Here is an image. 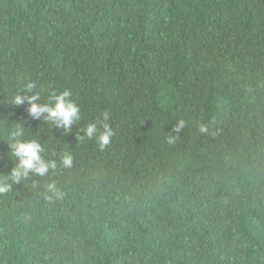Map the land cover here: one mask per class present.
Masks as SVG:
<instances>
[{
    "label": "trees",
    "instance_id": "1",
    "mask_svg": "<svg viewBox=\"0 0 264 264\" xmlns=\"http://www.w3.org/2000/svg\"><path fill=\"white\" fill-rule=\"evenodd\" d=\"M64 91L68 128L14 103ZM17 141L55 167L0 195V264H264V0H0V177Z\"/></svg>",
    "mask_w": 264,
    "mask_h": 264
},
{
    "label": "clouds",
    "instance_id": "2",
    "mask_svg": "<svg viewBox=\"0 0 264 264\" xmlns=\"http://www.w3.org/2000/svg\"><path fill=\"white\" fill-rule=\"evenodd\" d=\"M33 85L29 83L27 90H31ZM70 93L64 91L60 94H54L49 103H37L40 100L39 95H17L14 99L16 105H22L25 102L29 105L28 111L34 118H40L44 113L47 114V118L55 122L58 126L68 128L71 126L74 120L79 118V109L77 105L69 99ZM108 114H104V120L107 121ZM186 122L179 120L172 129V133L167 136L168 143H174L178 138L175 133H179L184 127ZM199 131L201 133H207L209 131V124L202 122L199 125ZM87 136H96L99 145L103 148L109 141L112 135V130L108 123L102 124V130L98 131L97 125L91 123L85 129ZM13 155L18 158L19 164L13 168L8 176L0 177V195H4L11 191L13 183H19L22 179L27 178L29 173H35L44 176L48 173L50 168H54L55 164L52 161H46L40 155V145L36 141H17L12 145ZM64 163L66 166H70L71 157L66 156ZM10 181V182H9ZM46 193L51 195H45V199L54 200L63 197V193L58 189L55 182H51L46 186Z\"/></svg>",
    "mask_w": 264,
    "mask_h": 264
}]
</instances>
